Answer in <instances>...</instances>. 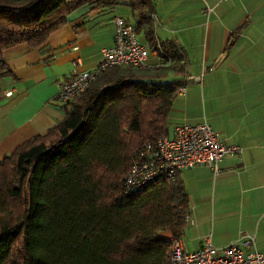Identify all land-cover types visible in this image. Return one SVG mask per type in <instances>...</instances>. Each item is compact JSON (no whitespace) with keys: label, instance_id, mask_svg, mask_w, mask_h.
<instances>
[{"label":"trees","instance_id":"16d2710c","mask_svg":"<svg viewBox=\"0 0 264 264\" xmlns=\"http://www.w3.org/2000/svg\"><path fill=\"white\" fill-rule=\"evenodd\" d=\"M118 4L171 64L154 72L106 69L60 104L62 118L45 133L0 159V264H165L170 239L158 233L181 235L188 200L178 177L133 194L122 189L131 153L164 134L182 85L158 79L184 74L186 64L181 47L154 40L152 0H0V81L9 75L3 49L41 45L80 5Z\"/></svg>","mask_w":264,"mask_h":264},{"label":"crops","instance_id":"0c3cea01","mask_svg":"<svg viewBox=\"0 0 264 264\" xmlns=\"http://www.w3.org/2000/svg\"><path fill=\"white\" fill-rule=\"evenodd\" d=\"M152 2L154 40L172 41L186 55L184 74L168 71L158 79H180L184 87L171 103L164 134L171 135L177 123L204 119L224 142L241 147L239 155L219 162L216 174L203 166L177 172L188 200L182 248L198 249L207 235L218 247L250 234L255 248L263 250L264 0ZM113 16L134 22L123 4L78 6L41 45L20 42L3 49L9 75L1 79L0 93L11 94L0 95V159L62 118L53 99L57 86L72 70L96 65L100 49L111 45ZM137 37L151 51L141 32Z\"/></svg>","mask_w":264,"mask_h":264},{"label":"built area","instance_id":"2783aa9c","mask_svg":"<svg viewBox=\"0 0 264 264\" xmlns=\"http://www.w3.org/2000/svg\"><path fill=\"white\" fill-rule=\"evenodd\" d=\"M110 23L111 45L100 49L99 60L94 67L72 70L59 82L53 96L57 103L64 104L74 98L94 77L110 67L126 65L154 72L171 64V60L160 51H148L147 46L138 39L131 22L113 16ZM149 56L151 62H148ZM182 92L184 87L181 85L176 94ZM10 94V90L0 93L3 97ZM240 153L241 147L238 144L224 142L204 119L195 123H177L171 135L162 134L131 153L122 189L126 194H133L158 180L172 182L179 170L194 166L206 167L216 174L220 171L221 160ZM169 239L165 264H264V249L255 248L250 234H244L238 240L218 247L211 244L207 235L203 237L201 246L193 251L184 250L179 237L169 236Z\"/></svg>","mask_w":264,"mask_h":264},{"label":"rangeland","instance_id":"374dc122","mask_svg":"<svg viewBox=\"0 0 264 264\" xmlns=\"http://www.w3.org/2000/svg\"><path fill=\"white\" fill-rule=\"evenodd\" d=\"M80 6H84V5H80ZM170 78H168V80H169Z\"/></svg>","mask_w":264,"mask_h":264}]
</instances>
